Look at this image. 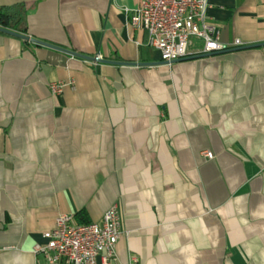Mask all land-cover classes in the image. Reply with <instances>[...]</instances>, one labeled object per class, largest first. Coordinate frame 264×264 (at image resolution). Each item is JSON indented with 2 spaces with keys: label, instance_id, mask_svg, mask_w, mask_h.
<instances>
[{
  "label": "crops",
  "instance_id": "1",
  "mask_svg": "<svg viewBox=\"0 0 264 264\" xmlns=\"http://www.w3.org/2000/svg\"><path fill=\"white\" fill-rule=\"evenodd\" d=\"M138 1L0 0L19 33L107 61L0 32V264H47L58 215L112 205L110 264H264V44L162 62ZM205 19L264 43V0H207Z\"/></svg>",
  "mask_w": 264,
  "mask_h": 264
},
{
  "label": "built area",
  "instance_id": "2",
  "mask_svg": "<svg viewBox=\"0 0 264 264\" xmlns=\"http://www.w3.org/2000/svg\"><path fill=\"white\" fill-rule=\"evenodd\" d=\"M207 0H139L129 23L147 33V43L165 63L208 53H218L242 46L239 39L226 44L217 27L205 19ZM202 47L189 51L192 39ZM100 58V57H97ZM65 82L49 83L51 92L59 95ZM204 156L212 158L210 151ZM120 214L110 206L99 221L75 223L72 215L60 214L53 227L42 233L44 244H36L34 252L42 254L47 264H110L116 259V243L120 236Z\"/></svg>",
  "mask_w": 264,
  "mask_h": 264
},
{
  "label": "water",
  "instance_id": "3",
  "mask_svg": "<svg viewBox=\"0 0 264 264\" xmlns=\"http://www.w3.org/2000/svg\"><path fill=\"white\" fill-rule=\"evenodd\" d=\"M0 32L8 34V35H11V36H14V37H17V38L22 39L24 41L32 42V43L37 44V45H41V46L49 47V48H52V49H56V50H59L61 52H64V53L72 55V56L81 57V58L92 60V61H96V62H107L104 59H99L97 57L86 56V55H83L81 53H77V52H75L73 50L66 49V48H63V47H59V46L47 43L45 41L30 37V36H28L26 34L15 32V31H12L10 29H7V28L1 27V26H0ZM263 44L264 43H262V44H253V45H245V46H241L239 48L258 47V46H261ZM225 51H227V50H225ZM225 51H221V52H225ZM212 54H215V53H208V54H201V55H197V56H190V57L182 58V59H179V60L190 59V58L201 57V56L212 55ZM179 60H176V61H179Z\"/></svg>",
  "mask_w": 264,
  "mask_h": 264
},
{
  "label": "trees",
  "instance_id": "4",
  "mask_svg": "<svg viewBox=\"0 0 264 264\" xmlns=\"http://www.w3.org/2000/svg\"><path fill=\"white\" fill-rule=\"evenodd\" d=\"M21 23H22V17L20 15L18 17H14L6 10L0 12L1 26L23 33L24 29L21 27ZM82 223H89V222L86 221Z\"/></svg>",
  "mask_w": 264,
  "mask_h": 264
}]
</instances>
